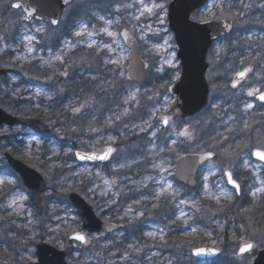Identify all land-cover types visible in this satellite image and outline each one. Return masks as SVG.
<instances>
[{
	"label": "rangeland",
	"instance_id": "374dc122",
	"mask_svg": "<svg viewBox=\"0 0 264 264\" xmlns=\"http://www.w3.org/2000/svg\"><path fill=\"white\" fill-rule=\"evenodd\" d=\"M13 1L15 0H0V65L5 66L9 63L16 64L17 67H28L29 64H33L40 65L41 70L50 67L48 70L51 74L61 70H63L62 75L67 72V75H63L61 79H54L56 86L59 87L58 96L64 94L66 83L72 80V75H74L73 81L85 75L89 77L88 82L93 84L94 81L103 80L104 74L101 72L105 69H108L109 76L113 72L115 77L111 79L115 81L108 83L121 82V92L118 94L117 90L105 101L98 102V107L101 109L103 104L109 101V98L114 97L111 106L106 108L112 112L104 114L103 121H100V117L96 113H91L88 116L83 113L87 108L83 107L79 113H71L70 116L75 117L78 122L70 127L69 133L72 136L74 132L82 135L77 137V144L80 148L94 149L100 144L118 141L121 142V145L114 161L107 166L81 165L77 160L72 159L76 144L63 141L61 137H63L64 130L61 127H58L51 135L42 138L37 136L33 130L22 126L4 128V131L15 133L13 141L15 144L23 146L19 154L34 160V164L45 174L53 188L46 192L44 201L46 209L44 213L39 214L30 200L29 191L23 187L19 177L5 170L0 175V178H4L3 184H0V192L3 197L0 198V216L8 221V225L3 226V229L7 233H11L7 230L15 227L13 226L15 223L23 230V234H39V239L49 241L57 246L69 236V233L75 230L74 223L78 218L74 208L66 203L65 195L69 191H78L93 204L96 213L104 219L110 220L119 217V219L128 220L131 231L135 226L144 224L141 242L151 238L149 250L146 252L144 260H141L144 264H177L174 258L176 256L171 252V248L166 247L165 242L168 234L171 233L176 234L177 236L174 238L180 242L173 248L174 252H180L177 254L180 257L178 260L183 258L186 261L182 259V263L195 264L194 261H191L190 248L194 242H197V239L206 238L210 240L207 244L216 245L217 235L215 236L214 230L212 231L209 226L214 225L218 228V223H222L219 228L221 232L224 231L223 227L227 224L234 227L237 221L236 211L234 212L235 216L231 214L228 219L218 220L219 216L227 212L228 204L237 202L236 191L228 185L224 175L226 167L240 174L242 183L246 184V191L251 193V197H254L252 192L264 187L262 184L264 182V164L252 161L251 156L253 148L257 146L264 148V107L256 110L255 119L252 120L249 117L244 120V126L245 123L248 124L252 121L250 126L257 129L254 140H246L245 145L237 143L231 145L226 141L229 138L236 139L238 137L237 132H234L232 128L235 120L240 118L237 114L233 115L232 119L226 118L228 107L223 102L231 100V96L235 99L237 94L228 89L229 84L224 78H232L239 70L227 72L231 67L229 64L223 63L220 57L224 48L234 47L236 56L243 55V59H236L235 63L242 64L243 60L247 59L249 64L243 68L255 67L248 81L239 90V92L247 90L244 93L246 95L245 102L239 103L242 106V112H255L253 108L256 105L252 99H247V96H250L248 95L249 91L261 89L264 85V61L262 58L264 52H260V43L264 46V7H261L264 5V0H243L244 4L251 5L249 8H244L241 0H213L208 3L207 7L195 14L197 20L222 16L233 17L237 24L236 31L230 39L215 45L210 52L209 78L213 86L211 104L202 113L191 118L171 122L168 128H163L161 118L169 111L174 96L170 93L162 94L153 88L158 84L165 69L169 70L174 77L179 75L178 70H180V60L176 56L178 48L175 37L168 27L167 5L170 0H156L157 3H161L165 7L164 12H159L163 23L155 14L151 16L145 14L138 20L135 19L140 15L137 0H75L62 18L59 28H54L49 22L37 21L25 24L24 15L20 10H9ZM151 2L152 0H145V3ZM127 5L133 6L126 7ZM80 15L88 16L89 22L85 20H80L79 23L75 22ZM101 16L105 19H99ZM108 20L112 23L107 24ZM72 22L73 25H76L74 30L69 29ZM84 24L88 25L87 31L82 36H76L75 33L80 31ZM41 27L44 31L37 32V28ZM124 27L129 29L132 36L140 41L143 56L153 64L154 78L151 85L139 87L126 80V66L129 63L131 50L121 38ZM105 28L117 35L110 37L103 31ZM67 32L71 34L70 40L64 38V33ZM26 36H33L35 39L28 41L24 39ZM141 36L144 39H141ZM93 41L95 44L89 48L88 45ZM104 45H110L112 50L109 51ZM30 47L33 49L31 52L28 51ZM58 56L62 57L63 62L56 59ZM109 61H118V63L113 64ZM29 72H32L28 75L29 77L39 74L32 70L26 71V74ZM9 77L11 83L17 84V77ZM213 77L216 80L212 79ZM41 80L42 77L38 76L37 80L33 81L34 85H29V88L24 90L26 95L22 92L23 87L16 86L15 96L20 95L19 97L23 99L38 96L44 91V88L41 85H35V83H40ZM7 88H10V91L14 93L13 87L8 86ZM72 90L77 91V88L74 87ZM51 96L52 98L57 97ZM133 96L135 99H132ZM71 98L72 96L67 95L66 101L56 104L60 108L59 111L64 107L70 109L71 105L75 103L70 101ZM36 99L39 97L35 98L33 107L39 108L42 105ZM125 101L128 102L125 103ZM27 103L29 104V101ZM20 104L26 103L21 101ZM247 104H252L253 107L246 108ZM125 109L128 110L127 114H125ZM117 116L120 117L119 120L116 119ZM85 119L86 121L82 122ZM185 128L191 134V139L179 134ZM153 132L156 133L155 136L152 135ZM33 137L35 140L32 139ZM109 137L114 139L110 140ZM36 140L39 141L38 144ZM173 141L176 143L173 144ZM5 147L10 146L6 142H1L0 150ZM185 149H189L191 152L212 149L219 153L218 158L205 164L201 170L198 180V193L201 194L199 198L195 197L196 189L194 192L186 191L184 187L177 185L174 177L175 159ZM228 152H231V155H228ZM1 157L0 152V165ZM244 161L248 162L247 168L244 167ZM211 173H215V175ZM204 177H208V179L205 180ZM8 181H12V183H8ZM168 185H171L172 188L168 189ZM205 185L208 186L207 192L204 190ZM161 188L168 190L156 198ZM221 192L231 194L232 199L227 200L221 196ZM126 194H131L133 198L125 197ZM260 195L264 196V192H258L255 197L258 198ZM21 196H26L27 199L21 200ZM210 196L212 198H209ZM218 196L220 197L219 203L216 201ZM120 199L129 200L130 203L123 205ZM13 200L16 203L12 207H8ZM181 201L185 202L181 203ZM118 203H120V209L116 207ZM159 204H164L172 209L170 212L166 211L169 210L168 208H164L163 222L155 221L150 216V213L153 212L161 214V208H158ZM181 213L185 215L182 216ZM248 214L243 209V223L241 224L243 225L241 227L243 234L240 238L242 241L247 240V231H249L250 236L255 238L256 245L260 248L264 245V229L254 232V228H248L246 222L251 217H248ZM250 223L254 225L252 221ZM193 229L196 231L193 232ZM144 231L147 233L144 234ZM235 232L234 229L231 231L233 241L236 240ZM148 233L153 235L149 236ZM124 234V232L111 236L104 233L93 234L90 236L92 244L81 247L71 256L70 260L74 264L80 263L81 260L87 264L127 262L130 257L127 255L125 257L123 254L117 255L118 250H109L116 245L118 240H122ZM189 243L190 248L187 254ZM27 257L30 260L36 259L33 252L29 253ZM252 260V258H243L240 264H247ZM198 264H214V262Z\"/></svg>",
	"mask_w": 264,
	"mask_h": 264
},
{
	"label": "water",
	"instance_id": "95a60500",
	"mask_svg": "<svg viewBox=\"0 0 264 264\" xmlns=\"http://www.w3.org/2000/svg\"><path fill=\"white\" fill-rule=\"evenodd\" d=\"M71 1L72 0H68V2L65 3V0H26L18 1L16 3L20 4L23 10L26 8L29 10L35 9L34 15L29 17L28 20H31L33 17H38L41 20L50 17L51 20H57L58 23L55 25H58L64 8L69 5ZM208 1L209 0H172L169 4L170 27L175 32V37H177V43L179 44L180 49L178 51V57L182 59V75L179 77L178 81L170 86L171 93L176 94L177 97L175 103L171 107L173 114L163 117V119L167 118L168 121L178 116H191L192 114L199 112L209 102L208 98L210 90L206 79V71L208 69L206 55L212 42L216 39L227 36V34H229L233 29L234 24L231 19H210L209 21L201 22L192 20L191 13L199 7L206 5ZM124 32L128 33L130 39H127L126 42L133 50L131 56L132 63L128 67L129 77L135 81L144 82L147 78L148 63L140 57L138 41H132L131 35L127 29H125ZM123 33L122 37L124 38ZM213 33L216 34V39L213 38ZM9 71L14 70L10 68H0V75L6 74ZM244 78H246V76ZM244 78L241 79L236 76L234 83L238 85L242 80H244ZM20 123L32 127L39 134L50 131L49 126L43 120L35 119L33 117H16L0 108V125H14ZM6 136L7 135L0 134V139L5 138ZM108 147L114 148L115 151L107 160L80 159L79 155H77V157L82 162L101 161L106 163L116 152V147L112 145L99 147L97 150L92 152L77 151V154L79 153L80 155H101L107 151ZM208 153L209 151L204 153H183V155L176 160L175 177H177L183 184L185 183L191 187L195 186L197 173L200 167L209 160L207 156ZM6 155L9 163L12 164L17 172L21 173L24 181L31 187L33 201L39 206L40 210H42V198L40 193L48 188V185L45 183L41 175L32 169L28 164L23 161L21 162L12 153L7 152ZM215 155L216 154H214L212 158H214ZM255 158L259 159L256 156ZM261 161L264 162V160ZM236 182L239 184L238 181ZM240 190L238 192H240ZM71 199L78 208L79 213H81L84 220L83 224L87 230L100 231L102 229H107L108 232H111L112 230L122 229V224L118 225L112 222L105 223L99 219L93 212L91 205L82 199L79 194L73 193L71 195ZM76 234L82 233L78 232L73 234L72 239H74ZM37 247L39 261H37V263L30 264H68L65 256L68 255L69 252H72L76 246L69 245V248L65 251H61L45 243L38 244ZM198 249H205L206 251L198 255ZM221 252L222 250H218L212 246L197 247L193 249V254L197 258H213L217 257ZM254 259V264H264V249H262V251H260Z\"/></svg>",
	"mask_w": 264,
	"mask_h": 264
},
{
	"label": "snow or ice",
	"instance_id": "6c2138e0",
	"mask_svg": "<svg viewBox=\"0 0 264 264\" xmlns=\"http://www.w3.org/2000/svg\"><path fill=\"white\" fill-rule=\"evenodd\" d=\"M67 2H68V0H65V3H67ZM137 3H138V10H139L140 15L137 16V17H135V19L138 20V19L140 18V16H145V14H147V15H149V16L155 14V15H157L158 19H160V22L163 23V18L159 16V12H164V11H165V7H164L163 4H161V3H157L156 0H152L151 3H145V0H137ZM241 4H242V6H243L244 8H249V7H251V5H249V4H244V3H243V0H241ZM132 6H133V5H127L126 7H132ZM10 7H12V8H17V9H18V8L21 7V5L18 4V3H16V4H12V5H10ZM261 7H264V5H261ZM118 10H119V9H118ZM157 10H159V11H157ZM24 11L27 13V15L24 16V19H28L29 17L33 16L34 13H35V9L29 10V9L26 8ZM99 19L104 20L105 18H104L103 16H101ZM51 23H52V24H57L58 21L54 19V20L51 21ZM106 23H107V24H111L112 21L108 20V21H106ZM149 28H150V26H149ZM87 29H88V25H87V24H84V25L81 26V30L78 31V32H76L75 35H76V36H82V35L87 31ZM43 31H44L43 27H41V28H37V32H43ZM103 31H104L105 33H107V35H109L110 37H114V36L117 35L116 33L109 31L107 28L103 29ZM123 36H124L125 40L130 39V37H129V35H128L127 32H124V33H123ZM140 38H141V39H144L143 36H141ZM24 39H26V40H28V41H32V40L35 39V37H33V36H26ZM94 44H95V41H93L92 43H90V44L88 45V47H89V48H92ZM104 47L107 48L109 51L112 50L110 45H104ZM28 51L31 52V51H33V49L30 47V48L28 49ZM56 59H57V60H61V62H63V61H62V57H59V56H58V57H56ZM109 62H110V63H113V64L118 63V61H109ZM250 71H252L250 68H245L243 71H239V72H237L236 75H237L238 77H240L241 79H243V78L246 76V74L249 73ZM63 75H67V72H64ZM236 86H237L236 83H233V84H232V87H233V88H235ZM257 92L260 93V95H259V99H260L261 101H264V92H261L260 89H253V90H251V91L248 92V95L251 96V95H253L254 93H257ZM49 98H50V97H49ZM132 99H135V96H133ZM127 102H128V101H125V103H127ZM83 107H84V105H81L80 107H72V108H71V111H72L73 113H79ZM252 107H253L252 104H247V105H246V108H249V109H250V108H252ZM127 111H128V110L125 109V114H127ZM110 119H111V118H110ZM116 119L119 120L120 117L117 116ZM162 122H163L164 125H168V123H169V121H168L167 118H164ZM149 126H151V125H149ZM245 127H246V128L248 127L247 123H245ZM179 134H180L181 136H185V137H187L188 139H191V138H192V137H191V134L189 133V131H188L187 128H185V129H183L182 131H180ZM152 135L155 136L156 133L153 132ZM32 139L35 140V137H33ZM109 139L112 140V139H114V138L109 137ZM36 143L38 144L39 141L36 140ZM175 143H176V141H173V144H175ZM237 147H240V145H237ZM114 151H115L114 148H112V147H108L107 151H106L105 153L101 154V155H80L79 153H78L77 155L80 156V159H99V160H107V159L109 158V156H110ZM227 154H228V155H231V152H228ZM252 154L255 155L256 157H258L259 159L264 160V151L260 150L259 148H258L256 151H254ZM213 155H214V154H213L212 152H209V153L207 154V156H208L209 159L212 158ZM244 167H245V168L248 167V162H247V161H244ZM211 174H212V175H215V173H211ZM224 175L227 176V181H228V183H229V184H232V185L234 186V188L236 189V191H239V190H240V185L236 182V180L233 179V173H232L231 171H226V172H224ZM204 179L207 180L208 177H204ZM3 182H4V178H0V184H3ZM8 183H12V181H8ZM105 183H107V181H105ZM262 184H264V182H262ZM171 188H172V186H171V185H168V189H171ZM168 189L161 188L160 193L157 194V197H156V198H159V196L163 195ZM204 190H205L206 192L208 191V186H207V185L204 186ZM258 192H264V187H261V188L256 189V191L252 192V195L255 197V196L257 195ZM173 195H175V193H173ZM221 196L225 197L227 200H231V199H232L231 194H228V193L221 192ZM209 198H212V197L210 196ZM20 199H21V200H26L27 197H26V196H21ZM216 201H217V203H219V201H220V197H219V196L216 197ZM184 202H185V201H181V203H184ZM15 203H16V201L13 200L12 203H10V204L8 205V207H12L13 204H15ZM181 215L183 216V215H185V214H184V213H181ZM241 227H243V225H242ZM195 231H196V230L193 229V232H195ZM148 235H149V236H152L153 234H152V233H148ZM161 238H163V237H161ZM74 239H75V240H78V241H81V242H86V237H85L84 235H82V234H76V235L74 236ZM129 247L131 248V247H133V246H132V245H129ZM253 247H254V245H253L252 243H247V242H246V243H244V244L239 248V253H238V254H239V255H243V254L246 253V252H250V251L253 249ZM136 251H139V249H136ZM205 251H206L205 249H198V250H197V254H198V255H199V254H202V253H204Z\"/></svg>",
	"mask_w": 264,
	"mask_h": 264
},
{
	"label": "trees",
	"instance_id": "16d2710c",
	"mask_svg": "<svg viewBox=\"0 0 264 264\" xmlns=\"http://www.w3.org/2000/svg\"><path fill=\"white\" fill-rule=\"evenodd\" d=\"M170 82V81H169ZM12 101H13V98H12V100H11V98H10V95H8L6 98L5 97H3V95L1 94V92H0V104H1V106H3L4 108H6V109H9V110H11L12 112H14V113H18V114H20V113H25V114H35V115H37V116H43V117H45V118H47V119H50L49 117V115H47L44 111H42L41 110V112H39V111H33V110H29L28 108H25L24 106H20V107H15V105H13V103H12ZM210 131H212V130H210ZM252 203V202H251ZM246 205H248V203L246 204ZM250 207H252L253 208V212H252V215L254 216V220H255V222L256 223H258V224H260V225H262V227H264V223H263V221H262V218H261V216L259 215V213H258V210L260 209V207L262 206V205H259L257 202H254L253 201V203H252V205H249ZM232 210H236V208H233ZM240 214H241V210H239L238 211V215H237V217H239L240 216ZM227 232V231H226ZM226 232H223V233H220L219 235H218V241L221 243V244H227V240H228V242H229V239H227V237L226 238H223V234L225 235L226 234ZM177 236V235H176ZM176 236H171L169 239H168V242H169V245L167 246V247H176V245H178V244H180V242L179 241H177V240H175V238L174 237H176ZM201 240V239H200ZM234 245V243H230L229 245H228V249H227V246H225V248H226V250H228L229 251V249L232 247ZM237 245V244H236ZM189 247H190V245L188 246V248H187V250L189 249ZM186 250V251H187ZM2 254L1 255H5L6 254V251L5 252H1ZM174 256H176L177 255V253L176 254H173ZM177 257V256H176ZM5 258V257H4ZM223 261L222 262V264H239L236 260H234V259H227V258H223V257H220L219 259H218V261ZM233 260V261H232ZM214 261H217V260H214Z\"/></svg>",
	"mask_w": 264,
	"mask_h": 264
}]
</instances>
